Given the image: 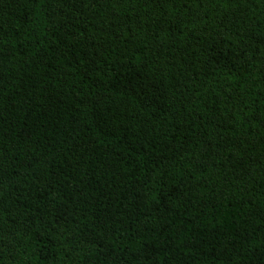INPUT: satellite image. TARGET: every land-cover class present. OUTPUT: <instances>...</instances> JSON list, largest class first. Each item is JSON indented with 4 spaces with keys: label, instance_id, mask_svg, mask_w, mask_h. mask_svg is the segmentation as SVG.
I'll return each mask as SVG.
<instances>
[{
    "label": "trees",
    "instance_id": "1",
    "mask_svg": "<svg viewBox=\"0 0 264 264\" xmlns=\"http://www.w3.org/2000/svg\"><path fill=\"white\" fill-rule=\"evenodd\" d=\"M0 264H264V0H0Z\"/></svg>",
    "mask_w": 264,
    "mask_h": 264
}]
</instances>
